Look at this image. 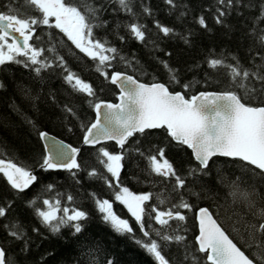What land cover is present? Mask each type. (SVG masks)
<instances>
[{"label":"trees","instance_id":"trees-1","mask_svg":"<svg viewBox=\"0 0 264 264\" xmlns=\"http://www.w3.org/2000/svg\"><path fill=\"white\" fill-rule=\"evenodd\" d=\"M72 2L82 10L86 4L101 9L98 19L93 20L101 25L94 29V36L107 40L124 57V60L117 57L112 61L109 74L120 71L147 83L162 82L186 97L207 90L234 92L248 105L264 106V85L250 79L248 89L242 88L231 80L227 68L221 66L213 70L207 63L210 58L223 59L225 64L239 63L242 68L253 71L264 65V44L258 39L264 29V21L259 19L264 0H240L235 7L225 9L227 14L219 24L216 9L220 5L216 0H175V8L165 0H131L134 15L119 10L111 0ZM145 7L151 14L143 11ZM10 8L37 14L24 4V0H0V12ZM201 16L207 28L199 25ZM130 23L144 25V42L132 37L126 27ZM157 23L169 27L172 33L164 36L156 27ZM36 34L41 37L40 41L34 37L31 43L45 48L55 45L56 54L64 58L71 71L92 85L94 95L88 97L74 91L64 80L66 73L58 66L43 70L39 76L23 64L0 66V158L23 165L38 177L24 192H17L0 174V206L7 208V215L0 218L1 247L13 264H108V261L112 264H155L153 257L131 235L118 234L103 220L93 198L114 201L116 189L109 188L104 179L90 176L89 172L97 170L109 177L98 163L97 149L104 147L119 154L121 149L115 143L83 146L78 156L81 168L75 175L67 170L43 171L39 167L44 157L39 132L46 131L80 146L84 128L94 119V104L99 100L114 101L118 90L59 30L37 27ZM45 55L56 63L55 54ZM162 61L175 70L179 83L171 80ZM66 108H71L75 115L69 114ZM158 148H164L166 158L177 173L186 177L185 189L179 195L171 191L173 181L151 174L147 167L145 156ZM123 154L120 182L134 194L151 193L152 199L146 207L156 205L161 194L167 197L165 207L178 202L180 195L192 206L191 210H180L186 217L184 222H171L172 228H179V234L186 238L184 242L166 245L159 241L162 253L171 264H207L205 254L197 251L194 240L197 233L195 210L200 206L211 211L230 238L255 263L264 264L261 260L264 249L255 246L248 227L250 222H259L248 207L249 200L255 203L256 210L264 208V175L259 170L238 159L216 156L209 161L208 169L188 175L191 168L197 167L191 151L172 141L163 129L136 134L125 145ZM241 193H248L249 200ZM68 195L73 197L71 203ZM44 199L53 202L60 199L62 208L84 211L87 219L80 221L82 231L74 234L71 227H64L60 233L53 234L36 215V208L42 206ZM113 210L129 221L136 239L143 238L134 218L122 204L114 202ZM151 223L159 228L154 221ZM11 224L19 226L23 239L17 240L8 234L6 226ZM153 238L159 240L154 234Z\"/></svg>","mask_w":264,"mask_h":264},{"label":"snow or ice","instance_id":"snow-or-ice-1","mask_svg":"<svg viewBox=\"0 0 264 264\" xmlns=\"http://www.w3.org/2000/svg\"><path fill=\"white\" fill-rule=\"evenodd\" d=\"M111 2L117 4L119 10L134 15L131 0H111ZM165 2L170 7H176L175 0H165ZM216 2L220 5L216 9V22L219 24L223 23L221 18L227 14L225 9L235 7L240 0H216ZM24 4L37 14L30 15L13 8L7 12H0V66L6 63L23 64L31 68L37 76L43 70L58 66L66 73L64 80L74 91L88 97L93 96L92 85L67 67L64 58L56 54L55 45L45 48L38 43H30L34 37L37 42L41 39L36 34L37 27L54 28L63 33L75 49L95 63V70L101 76L119 88L120 102L95 103L94 122L84 128L83 144L95 147L104 141H115L121 149L119 154H113L104 147L97 149L98 163L109 177L103 176L97 170L90 171L89 175L104 179L107 186L116 191L114 201L95 196L93 198L103 220L110 224L115 232L120 235H131L135 242L153 257L155 264H171L162 253V245L159 241L165 242L166 245L173 243L179 245L184 242L186 238L179 234V228H172L171 222H184L186 217L180 210H191L192 206L180 195L178 202L165 207L167 197L161 194L156 205L146 207L147 202L152 199L151 193L134 194L127 187L122 186L120 173L125 158L123 154L125 145L136 134L142 135L146 130L163 129L172 141L191 149L197 167L191 168L188 175L208 169L209 161L215 156L238 159L264 175V106H248L242 103L241 98L234 92L221 94L201 92L199 95L186 98L180 92H171L164 83L154 82L148 85L138 82L133 76L125 73L109 74L112 61L117 57L124 60V57L107 40H100L94 36V29L101 26L93 23V20L98 19L97 13L100 8L86 4L82 10L81 6L73 3L72 0H24ZM143 11L151 14L149 8L145 7ZM259 19L264 21V7L261 8ZM198 23L201 27L207 28L203 16L199 18ZM126 27L134 39L145 41L144 25L130 23ZM156 27L164 36H169L173 31L159 23ZM258 39L264 44V29L261 30ZM46 53L55 54V64L46 57ZM161 63L171 80L179 83L175 70L170 68L167 62ZM207 63L213 70L221 66L227 68L231 80L242 88L248 89L250 79L264 85V74H262L264 65L253 71L242 68L239 63L225 64L223 59L210 58ZM183 87L187 89L188 85ZM66 111L75 115L71 108H66ZM38 135L41 140L48 142L45 144L46 155L39 163L41 170L63 169L73 175L80 170L81 165L77 161L80 149L57 142L46 132L41 131ZM135 150L141 156H145L139 149ZM145 159L151 174L162 177L165 181H173L172 192L179 195L180 191L185 189L186 177L177 173L173 164L166 158L164 148L149 153ZM0 174L17 192H24L38 180L31 169L10 160L6 161L4 158H0ZM51 187L49 185L48 189L51 190ZM235 194L234 192L233 195ZM240 195L245 200H249L248 193ZM67 200L71 203L73 197L68 195ZM114 202L122 204L131 214L142 233V239H136L129 221L113 211ZM35 203L32 201L33 205ZM248 207L253 210V216L259 221L249 223L250 236L257 248L264 249V208L256 210V205L251 200ZM6 215L7 208L0 206V218ZM36 215L53 234L60 233L64 227H71L74 234L80 233L82 231L80 221L87 219L84 211L62 208L60 199H56L55 202L44 199L42 206L36 208ZM198 219L197 251L206 254L207 264H254V260L226 234L208 208L199 209ZM152 221L155 225H159V228H154ZM6 227L8 234L13 238L17 240L24 238L19 226L11 224ZM153 234L159 240L153 238ZM23 250H26V246ZM261 260L264 262V257H261ZM0 264H13L3 247H0ZM108 264L112 262L108 261Z\"/></svg>","mask_w":264,"mask_h":264},{"label":"water","instance_id":"water-1","mask_svg":"<svg viewBox=\"0 0 264 264\" xmlns=\"http://www.w3.org/2000/svg\"><path fill=\"white\" fill-rule=\"evenodd\" d=\"M17 38L19 39V36H18V34H17ZM113 72H120V71H113ZM121 73H125V72H121ZM125 74H127V75H131V74H128V73H125ZM131 76H133V75H131ZM134 77V76H133ZM135 78V77H134ZM135 79H137V78H135ZM138 80V79H137ZM138 82H140V83H145V84H148V85H151L152 83H154V82H151V83H147V82H144V81H140V80H138ZM160 83H162V82H160ZM116 88H117V90H118V93H117V96H116V99H115V101H110V100H99V101H97V102H101V103H113V104H116V103H119L120 101H119V96H120V90H119V88L116 86V85H114ZM170 90V89H169ZM171 92H173V93H176V92H180L181 94H183L181 91H172V90H170ZM201 92H210V93H217V94H221V93H224V92H229V91H214V90H207V91H199V92H196L195 94H193V95H199V93H201ZM193 95H190L189 97H186V98H191ZM96 102V103H97ZM241 102L242 103H244L242 100H241ZM246 104V103H245ZM246 105H248V104H246ZM248 106H251V105H248ZM93 112H94V119H95V111H94V107H93ZM94 119H93V121L92 122H94ZM42 132H46V131H42ZM47 134H48V136L51 138V139H54L55 141H57V142H63L64 144H66V145H70V146H72V147H76V148H78V149H80L81 150V148L83 147V146H88V145H85V144H83V140H82V143H81V145L80 146H74V145H72V144H70V143H68V142H66V141H64L63 139H61V138H59V137H57V136H55V135H53V134H51V133H48V132H46ZM84 134H85V132H84ZM83 134V135H84ZM40 138V137H39ZM83 138V137H82ZM40 141H41V143H42V146H43V149H44V155H46V149H45V144L46 143H48L47 141H44V140H41L40 139ZM107 142H114L115 143V141H104V142H102L101 144H104V143H107ZM100 145V144H99ZM97 146V145H96ZM88 147H93V146H88ZM119 147V146H118ZM187 147V146H186ZM190 151H191V149H189ZM79 153H80V151H79ZM192 153V152H191ZM78 156H79V154H78ZM78 156H77V161H78ZM216 157V156H215ZM223 157V156H222ZM227 158H229V157H227ZM7 161V160H6ZM60 170H63V169H60ZM200 208H207L206 206H200V207H198L196 210H195V221H196V227H197V233H196V235H195V242H196V237L199 235V219H198V212H199V209ZM210 211V210H209ZM211 212V211H210ZM214 217V216H213ZM214 219H215V217H214ZM227 234V233H226ZM0 247H1V245H0ZM197 248H198V245H197ZM242 250V249H241ZM243 251V250H242ZM246 254V253H245ZM247 255V254H246ZM254 264H256L255 262H254Z\"/></svg>","mask_w":264,"mask_h":264},{"label":"flooded vegetation","instance_id":"flooded-vegetation-1","mask_svg":"<svg viewBox=\"0 0 264 264\" xmlns=\"http://www.w3.org/2000/svg\"><path fill=\"white\" fill-rule=\"evenodd\" d=\"M113 211H114V210H113ZM125 211L128 212L126 208H125ZM128 213H129V212H128Z\"/></svg>","mask_w":264,"mask_h":264}]
</instances>
